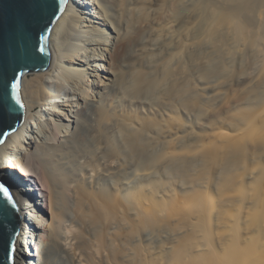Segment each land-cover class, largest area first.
I'll list each match as a JSON object with an SVG mask.
<instances>
[{
  "label": "bare ground",
  "instance_id": "bare-ground-1",
  "mask_svg": "<svg viewBox=\"0 0 264 264\" xmlns=\"http://www.w3.org/2000/svg\"><path fill=\"white\" fill-rule=\"evenodd\" d=\"M101 2L67 1L51 28L53 67L42 76L37 108L23 117L20 127L0 146V180L13 191L22 217L13 264H55L53 254L45 255L46 236L58 242H73L69 259L79 263L87 244V228L104 218L108 226L103 231L100 224L98 249L104 248L101 245L108 234L104 249L110 263L131 264L133 223L148 217L150 190L162 187L166 175L178 171L189 149L177 134L183 131L180 112L190 105L197 108L196 79L187 78L186 85H177L179 78L170 81L163 70L167 61L163 66L152 65L151 51L143 48L141 41L148 33L146 12L134 15L135 11L129 10L133 16H128L126 22L104 21L98 11ZM120 3L125 5L126 0ZM135 3L141 8L144 5L142 10L146 11L148 0ZM176 3L166 0L163 5L168 10L157 18L158 23L167 25L162 31L166 32L164 41L185 23L184 19L170 20L180 10ZM195 12L194 7L193 22ZM192 28L190 43L184 42V35L179 33L173 39L175 45L163 42L161 47L172 56L188 43L190 66L196 70L199 32L194 23ZM61 76L77 77L80 85L67 89L60 82ZM53 84L60 90L51 91ZM188 85L191 94L185 96ZM150 94L154 95L155 105L148 98ZM156 136L163 145L158 154L152 149L153 142L158 143ZM170 139L174 144L170 142L172 146L166 149V140ZM24 155H36L37 178L30 175ZM42 187L47 193L48 209ZM22 188L30 193L24 195ZM85 202L91 214H86ZM121 209L125 211V226L110 222ZM43 225L45 235L40 234ZM60 230L65 231L62 237ZM114 246L121 249L119 255Z\"/></svg>",
  "mask_w": 264,
  "mask_h": 264
},
{
  "label": "rangeland",
  "instance_id": "rangeland-1",
  "mask_svg": "<svg viewBox=\"0 0 264 264\" xmlns=\"http://www.w3.org/2000/svg\"><path fill=\"white\" fill-rule=\"evenodd\" d=\"M103 1L98 11L104 21L124 22L131 15L129 10L135 11L134 15L146 12L148 33L141 41L142 47L151 51L152 65L163 66L167 61L163 70L170 81L177 76V85L182 86L187 78L196 79L198 86L197 108L190 105L179 114L183 131L177 135L189 149L178 161V171L167 174L162 187L150 190L148 217L133 223L131 264H264V0H176L180 14L176 11L170 20L184 19L185 23L166 41L162 31L167 25L157 22L168 10L163 5L166 0H148L146 11L135 0H126L122 6V0ZM193 23L199 32L196 70L190 66L188 43L172 56L161 47L163 42L175 45L173 39L179 33L190 43ZM60 78L67 89L80 85L77 77ZM58 88L50 86L51 91ZM189 94L188 85L184 95ZM153 96L148 98L155 105ZM155 139L159 145L153 142L152 149L158 154L163 145L158 136ZM170 142L174 144V140H166V149L172 146ZM35 156L24 155V163L37 178ZM42 189L48 209L47 193ZM101 222L104 231L108 226L105 218L87 228V244L76 264H111L104 249L107 231L104 248L98 249L96 243ZM110 222L125 226L124 209ZM44 227L40 234H46ZM51 237L43 239L45 255L53 254L55 264L73 263L69 259L73 242L61 240L67 248ZM113 248L117 255L121 253L117 246Z\"/></svg>",
  "mask_w": 264,
  "mask_h": 264
},
{
  "label": "water",
  "instance_id": "water-1",
  "mask_svg": "<svg viewBox=\"0 0 264 264\" xmlns=\"http://www.w3.org/2000/svg\"><path fill=\"white\" fill-rule=\"evenodd\" d=\"M67 1L0 0V98L11 114V119L0 123V146L20 127L23 117L37 108L42 76L53 67L51 28ZM10 83L16 84L23 107L15 104V98L9 102ZM0 183L12 197V203H7L0 194V264H13L22 217L13 191L5 181ZM29 193L24 189V194Z\"/></svg>",
  "mask_w": 264,
  "mask_h": 264
},
{
  "label": "snow or ice",
  "instance_id": "snow-or-ice-1",
  "mask_svg": "<svg viewBox=\"0 0 264 264\" xmlns=\"http://www.w3.org/2000/svg\"><path fill=\"white\" fill-rule=\"evenodd\" d=\"M8 96L9 102L12 101V98H15V104L19 105L20 107H23V105L20 104V100L17 96V86L15 83H10ZM9 119H11V114L8 112V105L3 102L2 98H0V123H4ZM0 194H2V197L7 203H12V197L10 195L9 189L3 183H0ZM12 250L14 251V249Z\"/></svg>",
  "mask_w": 264,
  "mask_h": 264
}]
</instances>
